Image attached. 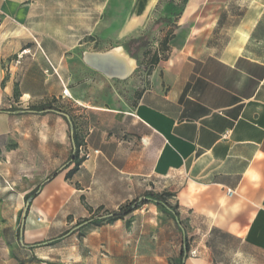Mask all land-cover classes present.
Masks as SVG:
<instances>
[{
  "label": "crops",
  "instance_id": "obj_1",
  "mask_svg": "<svg viewBox=\"0 0 264 264\" xmlns=\"http://www.w3.org/2000/svg\"><path fill=\"white\" fill-rule=\"evenodd\" d=\"M59 14L42 0H0V179L44 180L65 160L64 113L48 106L29 107L48 98L64 103V90L70 96L71 79L64 63L68 51L62 48L65 34L46 30L42 22L58 19ZM211 16L206 12L194 22L187 18L174 30L167 57L144 82L133 77L137 62L130 56L132 71L121 65L108 75L91 64L80 67L96 81L106 80L114 93L118 82L137 90L134 106L124 99L119 103L112 92L102 104L94 103L92 95L88 99L75 94L74 101L95 111L120 110V122L143 126L145 132L134 134L144 146L151 138L159 141L153 172L180 181L173 196L179 214L176 221L195 224L201 243L216 234L264 253V35L257 36L255 23L243 43L214 45ZM253 34L256 38L248 41ZM33 40L47 59L39 65L42 73L22 63ZM52 118L55 124L48 123ZM38 132L46 134L38 136ZM50 143L61 147L58 155ZM34 144L40 151H31ZM228 190L233 194L228 195ZM47 193L45 187L41 196ZM40 205L37 201L28 210L26 238L48 232V226L37 224ZM183 233L184 239L190 238ZM187 249L182 264L192 257L190 252L197 251L188 245ZM206 252L199 250V259Z\"/></svg>",
  "mask_w": 264,
  "mask_h": 264
},
{
  "label": "rangeland",
  "instance_id": "obj_2",
  "mask_svg": "<svg viewBox=\"0 0 264 264\" xmlns=\"http://www.w3.org/2000/svg\"><path fill=\"white\" fill-rule=\"evenodd\" d=\"M42 1L50 11L60 13V18L42 22L46 30L59 29L65 34L62 48L68 51L64 63L67 78L71 79L67 85L70 96L67 95L64 103L48 98L38 106L29 107L48 106L68 115L73 133L63 119L65 160L46 179H0V264H182L184 243L186 249L188 245L189 249L197 250L187 264H264V253L221 235L210 234L208 242L201 243V236L195 234V224L185 219L177 222V210L173 215L162 204L137 205L131 214L122 213L121 218L100 219L140 200L149 191L163 195L165 205L176 208L173 196L180 181L155 176L159 141L154 143L151 138L144 146L135 136L145 132L143 126L137 122L131 124L132 121L130 126L126 121L120 122V110L95 111L80 108L74 101V95L81 94L88 99L92 95L94 103H106L109 92L119 103L124 99L134 106L137 100V90L131 91L118 82L114 84V93L106 80L96 81L88 70L80 68H89L88 54L115 50L116 54L130 56L137 62L133 77L144 82L154 68L155 58L167 57L171 33L187 18L194 22L204 13H211L210 22L215 21L216 29L211 42L214 45L232 40L243 43L255 23L259 29L257 36L264 35V0ZM161 19H167L168 24ZM134 34L144 37L146 46L125 49ZM252 38H256L254 34L248 41ZM28 45L30 49L23 56V66L42 73L39 65L42 61L47 63V59L34 40ZM48 72L53 71L48 68ZM35 120V123L41 122V119ZM48 123L56 122L52 118ZM40 134L46 133L36 135ZM76 144L78 156L70 164ZM50 147L55 155L61 151L56 144L50 143ZM31 151L40 149L34 144ZM58 158L61 160V154ZM45 187L48 193L42 197ZM33 192L35 195L31 197ZM28 198H32L29 210L35 202H40L41 210L35 217L38 225L48 226V232L29 239L25 237L24 225L20 243L21 215ZM87 221L90 222L75 229ZM183 230L189 239H184ZM29 245L34 247L28 248ZM202 249L208 252L201 261L198 253ZM32 257L37 261L31 262Z\"/></svg>",
  "mask_w": 264,
  "mask_h": 264
},
{
  "label": "trees",
  "instance_id": "obj_3",
  "mask_svg": "<svg viewBox=\"0 0 264 264\" xmlns=\"http://www.w3.org/2000/svg\"><path fill=\"white\" fill-rule=\"evenodd\" d=\"M161 21L168 24L167 19H161ZM168 41H169V39H168ZM168 41H167V43H168ZM134 45L136 46V49L144 48L146 46V41H145L144 37H138V38L131 39L125 45V49L128 50V48L130 46H134ZM159 61L160 60H157L155 58L153 65L155 66ZM75 143H76V140H75ZM77 156H78V148H77V144H76V149H75V152H74L72 158L70 159V164L75 162V160L77 159ZM34 195H35V192L31 193L30 196L33 197ZM148 203H154L155 205H161L162 204V205H164V207L167 206V205H165L166 201H165L163 195H158L157 193L149 191V192H146L140 200H135L134 202L129 203L124 207H121L120 211L112 212L110 214H113L112 218L118 219V218H121L122 213H125L126 215L131 214L137 208L136 207L137 205H143V204H148ZM167 207L172 211H174L176 209V208L171 207V206H167ZM30 260H31V262L37 261V259L35 257H32Z\"/></svg>",
  "mask_w": 264,
  "mask_h": 264
},
{
  "label": "bare ground",
  "instance_id": "obj_4",
  "mask_svg": "<svg viewBox=\"0 0 264 264\" xmlns=\"http://www.w3.org/2000/svg\"><path fill=\"white\" fill-rule=\"evenodd\" d=\"M114 51L88 54L86 56V61L108 75L112 73L111 71L113 68L117 69L118 67H121V65H125L127 71H132L134 69V64L131 63L127 57L121 54H116ZM118 75L121 76V73L119 72Z\"/></svg>",
  "mask_w": 264,
  "mask_h": 264
},
{
  "label": "water",
  "instance_id": "obj_5",
  "mask_svg": "<svg viewBox=\"0 0 264 264\" xmlns=\"http://www.w3.org/2000/svg\"><path fill=\"white\" fill-rule=\"evenodd\" d=\"M117 75H118V74H117ZM63 116L67 119V121H68V123H69V126H70V128H71V135H72V133H73V130H72V123H71V121H70L68 115L63 114ZM72 143H73V140H72ZM73 145H74V143H73ZM31 201H32V198H28V199L26 200V203H25L24 209H23V211H22V215H21V227H20V237H19V241H20V243H22V241H23V236H22V235H23V232H22V229H23V227H24V225H25V220H26V217H27V213H28V210H29V206H30ZM165 208H166L169 212H171L173 215H175V213H174L172 210H170L167 206H165ZM109 217H113V214H109V215L103 216V217H101L100 219H105V218H109ZM89 222H90V221L84 222V223H82L81 225L77 226L75 229H77V228H81V227H83L84 225H86V224L89 223ZM75 229H74V230H75ZM27 247H28V248H33L34 246H33V245H29V246H27ZM186 253H187V249H186V247H185V245H184V247H183V261L185 260Z\"/></svg>",
  "mask_w": 264,
  "mask_h": 264
},
{
  "label": "built area",
  "instance_id": "obj_6",
  "mask_svg": "<svg viewBox=\"0 0 264 264\" xmlns=\"http://www.w3.org/2000/svg\"><path fill=\"white\" fill-rule=\"evenodd\" d=\"M63 92H64L65 95H68V94H67V91L64 90ZM96 153H97V152H96ZM86 157H89V155L87 154ZM227 194H228V195H232L233 192L230 191V190H228V191H227ZM38 220H40V219H38ZM195 255H196V252H195V251L190 252V256L194 257Z\"/></svg>",
  "mask_w": 264,
  "mask_h": 264
}]
</instances>
